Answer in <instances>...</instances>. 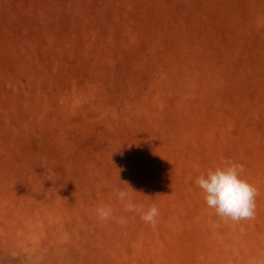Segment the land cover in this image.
I'll list each match as a JSON object with an SVG mask.
<instances>
[{
	"label": "rangeland",
	"instance_id": "obj_1",
	"mask_svg": "<svg viewBox=\"0 0 264 264\" xmlns=\"http://www.w3.org/2000/svg\"><path fill=\"white\" fill-rule=\"evenodd\" d=\"M222 159L255 219L206 205ZM0 264H264V0H0Z\"/></svg>",
	"mask_w": 264,
	"mask_h": 264
},
{
	"label": "clouds",
	"instance_id": "obj_2",
	"mask_svg": "<svg viewBox=\"0 0 264 264\" xmlns=\"http://www.w3.org/2000/svg\"><path fill=\"white\" fill-rule=\"evenodd\" d=\"M244 172L243 164L231 159H222L220 166L208 169L205 175L195 180V184L204 193L206 205L214 209L215 214L222 219H230L237 223L242 220L255 219V199L258 191L241 178ZM115 195L124 204L127 212L138 213L145 224L156 227L159 211L155 205L145 210L144 205L136 204L128 199V192L116 190ZM96 214L101 221L115 220L121 226L127 224L125 218L113 216L110 206L97 208Z\"/></svg>",
	"mask_w": 264,
	"mask_h": 264
}]
</instances>
